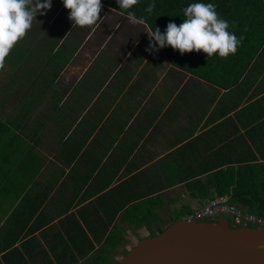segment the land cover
Here are the masks:
<instances>
[{"label": "crops", "instance_id": "1", "mask_svg": "<svg viewBox=\"0 0 264 264\" xmlns=\"http://www.w3.org/2000/svg\"><path fill=\"white\" fill-rule=\"evenodd\" d=\"M102 5L73 27L52 0L0 70V264H81L113 231L118 261L218 195L212 172L264 162V49L222 86L146 51L149 26Z\"/></svg>", "mask_w": 264, "mask_h": 264}, {"label": "trees", "instance_id": "2", "mask_svg": "<svg viewBox=\"0 0 264 264\" xmlns=\"http://www.w3.org/2000/svg\"><path fill=\"white\" fill-rule=\"evenodd\" d=\"M101 3L120 11L116 0H101ZM150 3H155L156 7L153 12L148 13L145 8ZM191 3L214 4L219 17L229 22L228 31L234 33L237 38L243 36L236 54L229 55L227 58H221L218 55L208 58L207 54L202 51L181 55L171 46H166L161 50L175 66L205 79L209 78L208 80L216 78L219 85L232 86L247 66L249 67L256 60L258 53L264 49V0H140L131 11L138 19L143 17V22L149 26L151 31L159 27L161 32H164L169 22L177 25L183 22L182 10ZM3 129L4 126L0 121V134ZM200 181L199 179L193 180L191 185L194 186ZM206 181L215 189L216 194H227L230 202L264 216V162L249 164L242 171L237 172L233 170L212 172L207 176ZM122 206L123 204H120V207ZM186 213L184 210L173 214L171 222L184 218L188 214ZM149 223L146 221L145 225L149 226ZM148 230V236L155 234L150 226ZM118 233L114 231L108 233L99 246V250L92 252L93 257H99L98 260L85 258L93 249L92 243L88 242L86 249L78 251V257L84 259L81 264L114 263L111 255L121 237ZM72 258L75 259L76 255L73 254Z\"/></svg>", "mask_w": 264, "mask_h": 264}, {"label": "clouds", "instance_id": "3", "mask_svg": "<svg viewBox=\"0 0 264 264\" xmlns=\"http://www.w3.org/2000/svg\"><path fill=\"white\" fill-rule=\"evenodd\" d=\"M120 15L137 22L136 14L131 11L140 0H116ZM70 10L68 19L73 27H92L100 21L103 5L101 0H63ZM52 6V0H0V70L6 67V57L14 46L31 29L37 14L44 15ZM155 3H150L145 11H154ZM183 22L177 25L169 22L164 32L159 27L147 31L149 46L146 51H158L166 46L178 50L181 55L193 51L207 54L208 58L218 55L227 58L235 55L243 36L228 31L229 22L219 17L212 3H191L183 10ZM143 22V17L139 18ZM264 247V245H262Z\"/></svg>", "mask_w": 264, "mask_h": 264}, {"label": "water", "instance_id": "4", "mask_svg": "<svg viewBox=\"0 0 264 264\" xmlns=\"http://www.w3.org/2000/svg\"><path fill=\"white\" fill-rule=\"evenodd\" d=\"M264 229L179 218L139 239L117 264H264Z\"/></svg>", "mask_w": 264, "mask_h": 264}, {"label": "built area", "instance_id": "5", "mask_svg": "<svg viewBox=\"0 0 264 264\" xmlns=\"http://www.w3.org/2000/svg\"><path fill=\"white\" fill-rule=\"evenodd\" d=\"M184 218L211 221L216 218H228L232 226L254 225L264 229V217L252 211L245 210L236 203L230 202L225 194L216 195L205 203L194 208Z\"/></svg>", "mask_w": 264, "mask_h": 264}, {"label": "rangeland", "instance_id": "6", "mask_svg": "<svg viewBox=\"0 0 264 264\" xmlns=\"http://www.w3.org/2000/svg\"><path fill=\"white\" fill-rule=\"evenodd\" d=\"M264 217V216H263ZM228 219V218H227ZM228 222H229V225H233V223L231 222V220H228ZM170 222H166V224L162 227V228H164L165 226H167L168 224H169ZM248 226H251V227H255L254 225H251V224H249ZM238 227V226H237ZM161 228V229H162ZM157 233V232H156ZM143 238V237H142ZM136 243V241H131V244H129L128 245V248H131L134 244ZM128 250V249H127ZM127 250H125L124 252H122L121 253V256L127 251ZM118 263V261L116 260V261H114V264H117Z\"/></svg>", "mask_w": 264, "mask_h": 264}]
</instances>
